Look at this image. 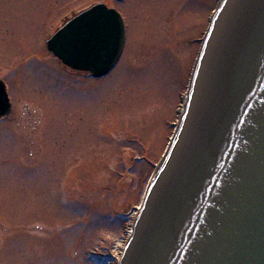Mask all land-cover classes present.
Here are the masks:
<instances>
[{
    "label": "rangeland",
    "instance_id": "rangeland-1",
    "mask_svg": "<svg viewBox=\"0 0 264 264\" xmlns=\"http://www.w3.org/2000/svg\"><path fill=\"white\" fill-rule=\"evenodd\" d=\"M221 1L0 0L13 103L0 123V264H120ZM101 3L124 17L127 41L96 80L46 43L70 11Z\"/></svg>",
    "mask_w": 264,
    "mask_h": 264
},
{
    "label": "water",
    "instance_id": "water-1",
    "mask_svg": "<svg viewBox=\"0 0 264 264\" xmlns=\"http://www.w3.org/2000/svg\"><path fill=\"white\" fill-rule=\"evenodd\" d=\"M215 20L123 264H264V0H225ZM125 41L122 16L96 5L49 48L100 79ZM10 110L0 82V119Z\"/></svg>",
    "mask_w": 264,
    "mask_h": 264
},
{
    "label": "bare ground",
    "instance_id": "bare-ground-1",
    "mask_svg": "<svg viewBox=\"0 0 264 264\" xmlns=\"http://www.w3.org/2000/svg\"><path fill=\"white\" fill-rule=\"evenodd\" d=\"M189 98V97H188ZM188 98H187V101H186V106H187V102H188ZM186 106H185V109H186ZM185 109H184V111H183V115H184V113H185ZM183 119V118H182ZM182 122V121H181ZM139 222V221H138ZM137 225H138V223H137ZM137 225H136V228H137ZM136 232V231H135Z\"/></svg>",
    "mask_w": 264,
    "mask_h": 264
},
{
    "label": "flooded vegetation",
    "instance_id": "flooded-vegetation-1",
    "mask_svg": "<svg viewBox=\"0 0 264 264\" xmlns=\"http://www.w3.org/2000/svg\"><path fill=\"white\" fill-rule=\"evenodd\" d=\"M0 80H2V79H0ZM3 81H4V80H3ZM12 107H13V103H12ZM11 114H12V112H11ZM11 114H10V116H11ZM10 116H9V117H10Z\"/></svg>",
    "mask_w": 264,
    "mask_h": 264
}]
</instances>
